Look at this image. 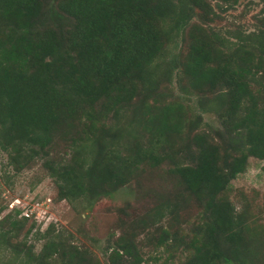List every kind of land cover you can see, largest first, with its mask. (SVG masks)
I'll list each match as a JSON object with an SVG mask.
<instances>
[{"label":"trees","instance_id":"1","mask_svg":"<svg viewBox=\"0 0 264 264\" xmlns=\"http://www.w3.org/2000/svg\"><path fill=\"white\" fill-rule=\"evenodd\" d=\"M216 1L224 9L238 2ZM51 5L0 0V150L9 167L18 173L40 161L57 199L72 201L110 196L145 167L167 161L200 211L191 239L163 229L158 244L171 238L187 253L181 264H264V239H257L222 195L249 157L264 162V40L257 52L237 44L226 53L211 47L217 40L205 33L192 42L186 62L172 61L165 70L180 67L196 93L220 88L213 111L229 142L220 166L218 147L202 136L195 156L177 158L166 150L183 130L181 105L168 103L149 116L146 148L122 149L126 131L108 124L136 100L141 108L149 106L167 31L179 35L195 9L207 8L205 0H55ZM154 216L165 218L169 228L180 221L179 208L167 201ZM5 234L0 233L2 246L8 244ZM133 240L119 236L109 264H143ZM54 254L65 264L78 258L76 250L52 243L38 259Z\"/></svg>","mask_w":264,"mask_h":264},{"label":"rangeland","instance_id":"2","mask_svg":"<svg viewBox=\"0 0 264 264\" xmlns=\"http://www.w3.org/2000/svg\"><path fill=\"white\" fill-rule=\"evenodd\" d=\"M54 1L47 0V5ZM205 4L204 10H194L179 35L170 29L167 31L170 39L157 60L159 85L148 99L149 106L141 108L136 100L126 113L108 121L113 128L120 126L126 131L122 149L150 146L149 116L173 103L182 106L185 123L182 132L171 137L170 147L166 150L177 158L195 156L200 149L199 136H202L207 143L218 147L221 166L223 153L229 152V142L220 118L213 111L220 88L196 93L189 87L180 67L169 73L165 70L172 61L186 62L192 42L205 33L217 40L211 47L219 46L226 53L235 51L237 44L257 52L264 40V0H238L228 9L216 0H205ZM53 6L48 7L53 9ZM169 27L170 23H167L166 28ZM231 155L236 153L231 152ZM7 161L6 153L0 150V233H6L8 240L5 246L0 245V264H65L57 254L38 259L43 247L52 243H58L61 250H76L78 258L74 264H109L111 249L121 235L134 236L143 264H181L185 260L187 253L173 246L171 238L163 246L158 244L163 229L184 241L191 239L192 227L200 211L196 200L170 173L172 165L169 162L158 167H145L110 196L99 199L86 196L65 201L57 199L55 185L40 161L18 173ZM263 166V161L249 157L244 172L230 180L222 194L234 213L245 218L257 239H264ZM164 201L179 208V224L171 228L165 218L158 221L154 216L155 209ZM27 210L33 211V216L37 215L38 219L24 218L23 213Z\"/></svg>","mask_w":264,"mask_h":264},{"label":"built area","instance_id":"3","mask_svg":"<svg viewBox=\"0 0 264 264\" xmlns=\"http://www.w3.org/2000/svg\"><path fill=\"white\" fill-rule=\"evenodd\" d=\"M32 212H33V211H28V210L25 211V212L23 213V217H24V218L32 219V221L38 219V216L35 215V217H34ZM34 218H35V219H34Z\"/></svg>","mask_w":264,"mask_h":264}]
</instances>
